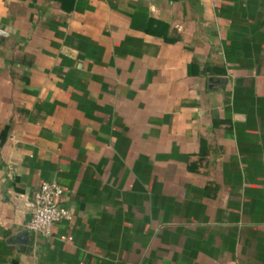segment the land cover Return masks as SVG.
Instances as JSON below:
<instances>
[{"label": "crops", "instance_id": "1", "mask_svg": "<svg viewBox=\"0 0 264 264\" xmlns=\"http://www.w3.org/2000/svg\"><path fill=\"white\" fill-rule=\"evenodd\" d=\"M0 29V264H264V0H0Z\"/></svg>", "mask_w": 264, "mask_h": 264}, {"label": "built area", "instance_id": "2", "mask_svg": "<svg viewBox=\"0 0 264 264\" xmlns=\"http://www.w3.org/2000/svg\"><path fill=\"white\" fill-rule=\"evenodd\" d=\"M0 36H6L2 29ZM63 196V188L58 183L43 182L33 196L31 220L27 229L35 235L48 238L56 224L71 221L70 211L62 206Z\"/></svg>", "mask_w": 264, "mask_h": 264}]
</instances>
